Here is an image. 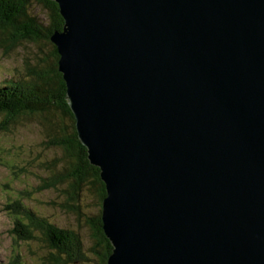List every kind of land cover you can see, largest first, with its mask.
I'll return each mask as SVG.
<instances>
[{
    "label": "water",
    "instance_id": "1",
    "mask_svg": "<svg viewBox=\"0 0 264 264\" xmlns=\"http://www.w3.org/2000/svg\"><path fill=\"white\" fill-rule=\"evenodd\" d=\"M53 1L107 264H264V0Z\"/></svg>",
    "mask_w": 264,
    "mask_h": 264
},
{
    "label": "trees",
    "instance_id": "2",
    "mask_svg": "<svg viewBox=\"0 0 264 264\" xmlns=\"http://www.w3.org/2000/svg\"><path fill=\"white\" fill-rule=\"evenodd\" d=\"M36 6L43 10L44 18L34 12ZM63 23L58 4L53 0H0L2 52L8 53L25 42L49 48L43 60L45 66L25 61L24 72L0 83V128L7 129L21 117H35L45 133V146L60 151L53 164H62L59 168L48 166L49 174L40 177L42 184L20 192L7 205L10 208L7 211L13 217L12 236L17 247L20 242L34 238L43 242L47 254L41 258V264H107L111 244L101 221L105 185L98 167L89 163L86 148L77 137L74 117L65 98V82L58 71L59 55L50 41L51 33L62 29ZM61 184H65L62 191L66 200L59 207L66 211L80 215L78 202L84 191L94 194L98 204V212L85 218L90 230V243L86 248L77 231L56 226L22 203L35 187L40 191L44 187L57 189ZM35 232L40 235L36 236ZM12 252L9 263L21 264L17 248L13 247Z\"/></svg>",
    "mask_w": 264,
    "mask_h": 264
},
{
    "label": "rangeland",
    "instance_id": "3",
    "mask_svg": "<svg viewBox=\"0 0 264 264\" xmlns=\"http://www.w3.org/2000/svg\"><path fill=\"white\" fill-rule=\"evenodd\" d=\"M34 12L44 18V12L39 7L36 6ZM47 52V46H36L30 42L22 43L8 53L0 49V83L10 76L16 77L20 71L24 72L25 61L31 65L38 62L39 66H45L43 60ZM44 141L45 133L35 117H21L7 129L0 128V264H10L13 247L18 250L21 264H41V258L47 254L39 238L20 242L18 247L15 245L13 217L7 211L10 209L7 205L20 192L30 191L42 184L40 177L49 174L48 166L62 167V164H53L60 156L59 149L46 147ZM37 187L22 203L56 226L77 231L86 248L90 243V230L85 218L93 216L99 209L94 194L84 191L80 195L78 216L59 207L66 200V194L62 191L65 184L57 189L44 187L40 191H37ZM35 233L36 236L40 235Z\"/></svg>",
    "mask_w": 264,
    "mask_h": 264
}]
</instances>
